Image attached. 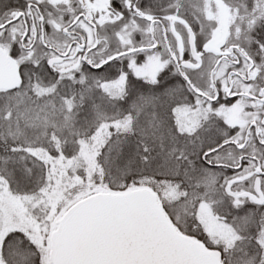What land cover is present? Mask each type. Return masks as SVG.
<instances>
[{"label":"snow or ice","instance_id":"snow-or-ice-1","mask_svg":"<svg viewBox=\"0 0 264 264\" xmlns=\"http://www.w3.org/2000/svg\"><path fill=\"white\" fill-rule=\"evenodd\" d=\"M0 264H264V0H0Z\"/></svg>","mask_w":264,"mask_h":264}]
</instances>
